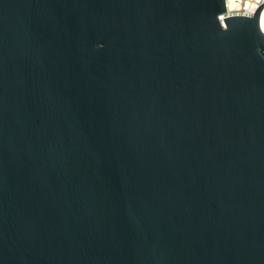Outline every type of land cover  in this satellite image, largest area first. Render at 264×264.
Wrapping results in <instances>:
<instances>
[{
  "label": "water",
  "instance_id": "obj_1",
  "mask_svg": "<svg viewBox=\"0 0 264 264\" xmlns=\"http://www.w3.org/2000/svg\"><path fill=\"white\" fill-rule=\"evenodd\" d=\"M263 6L0 0V264H264Z\"/></svg>",
  "mask_w": 264,
  "mask_h": 264
},
{
  "label": "built area",
  "instance_id": "obj_2",
  "mask_svg": "<svg viewBox=\"0 0 264 264\" xmlns=\"http://www.w3.org/2000/svg\"><path fill=\"white\" fill-rule=\"evenodd\" d=\"M235 7L238 9H234V6H231L227 0H225V12L219 15V19L222 20L225 17L232 15H244V16H252L255 12L256 8L264 2V0H231ZM234 9V10H233ZM263 13L262 17L260 16ZM260 15L258 18V23L261 32L264 35V7L260 11ZM262 20V21H261ZM262 25V28H261ZM224 26V23H222Z\"/></svg>",
  "mask_w": 264,
  "mask_h": 264
},
{
  "label": "bare ground",
  "instance_id": "obj_3",
  "mask_svg": "<svg viewBox=\"0 0 264 264\" xmlns=\"http://www.w3.org/2000/svg\"><path fill=\"white\" fill-rule=\"evenodd\" d=\"M227 2H228L231 6H234V7H235V4H234L231 0H227ZM263 7H264V6H263ZM263 7H262V8H263ZM234 9H238V7H237V8L235 7ZM234 9H233V10H234ZM262 15H263V13H262L260 16L262 17ZM261 21H262V20H261ZM261 28H262V25H261Z\"/></svg>",
  "mask_w": 264,
  "mask_h": 264
}]
</instances>
